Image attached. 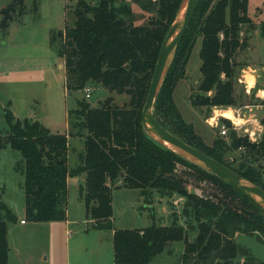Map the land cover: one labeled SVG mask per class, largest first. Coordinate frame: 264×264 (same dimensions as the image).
I'll return each instance as SVG.
<instances>
[{
  "label": "trees",
  "instance_id": "trees-1",
  "mask_svg": "<svg viewBox=\"0 0 264 264\" xmlns=\"http://www.w3.org/2000/svg\"><path fill=\"white\" fill-rule=\"evenodd\" d=\"M181 1L133 0L142 11L152 13L146 24H135L136 15L122 0H76L70 9L73 24L51 37L63 58L65 90L70 93L90 84L101 85L128 100L118 105L107 96L91 106L85 98L77 99L76 106L69 109V126L84 130L80 132L84 153L74 168L67 166L68 137L73 134L54 133L38 120L16 118L8 107L4 109L7 129L0 134V149L9 146L23 157L25 220L31 222L64 221L67 178L85 174L84 183L78 186L79 197L90 227L113 229V264H148L174 241H182L176 259L179 264H264L235 242L236 235L246 234L264 243V209L154 140L142 126L141 110L157 56ZM22 3L12 0L2 8L3 30L15 6ZM246 10L247 0H199L166 70L152 113L180 140L264 190V117L256 142L229 129L223 136L215 130L216 138L205 145L194 135L192 125L181 118L172 97L174 81L197 40L200 78L196 89L211 95L196 93L192 103H234V56L246 46V33L254 27ZM257 29L264 37V19ZM73 116L78 121L74 125ZM235 149L239 150L237 158L226 160L224 150ZM114 188L138 189L148 205L154 196L166 198L171 206L178 197L182 203L179 210L171 208V225L114 228ZM15 221L16 215L0 201V264H8L7 229Z\"/></svg>",
  "mask_w": 264,
  "mask_h": 264
},
{
  "label": "rangeland",
  "instance_id": "rangeland-1",
  "mask_svg": "<svg viewBox=\"0 0 264 264\" xmlns=\"http://www.w3.org/2000/svg\"><path fill=\"white\" fill-rule=\"evenodd\" d=\"M11 1L0 0V10ZM122 1L131 6L137 17L135 24L147 23L152 13L142 11L133 0ZM75 2L76 0H23L21 5L15 6L13 19L8 27L5 30L0 27V134H4L7 129L4 118V109L7 107L16 118L38 120L52 132H69L73 136L68 137V168L77 166L84 153V136L80 135L84 130L75 127L74 124L78 121L74 116V126L66 128L68 111L76 106L77 99H84L85 96L83 90L70 93L65 90L63 58L57 54L51 37L58 36L65 25L73 24L74 15L70 9ZM246 11L254 27L246 33L249 37L246 46L237 50L234 56L232 84L235 101L232 105L192 103V97L196 93L211 95L210 91L204 93L196 89L200 78L197 40L189 50L181 75L174 81V105L181 118L192 125L196 138L205 145H211L217 136L215 130L205 123L213 109H222V112L228 107L238 109L245 117L252 114L251 119L255 120L264 116V98L258 95L259 91L264 90V37L257 29L259 22L264 19V0H247ZM248 69H254L253 74H257L255 86L250 90H246L244 82V73ZM90 88L91 94L85 100L91 106H97L107 96H111L118 105L128 100V96L117 94L114 89L92 84ZM221 121L226 124L224 119ZM224 152V158L230 160L237 158L239 150ZM23 165L24 160L19 151L9 146L0 149V201L6 203L18 217L15 222L8 223L9 264H103L107 256L110 258L112 253L111 249L108 251V244L103 242L99 247L96 232L85 227V209L78 207L79 202L83 204L77 185L79 174L76 178L71 176L69 185L70 214L75 220L72 225L65 227L59 222L56 224V233L50 234L42 222L25 220L24 175L21 171ZM187 187L191 190L190 186ZM118 189L114 188L112 195L114 194L116 205L113 225H124L119 227L171 225V210H179L182 203L181 198H175L172 207L166 198L154 196L152 204L148 205L137 189L130 188L128 197L131 202L128 206L131 208L134 205L136 210L132 214L134 218H131L125 215L127 208L125 210L121 204L122 196ZM20 219L27 221V224L14 225ZM177 222L181 221L178 219ZM86 228H89L88 232ZM191 235L193 237L194 232ZM235 242L247 248L256 260L264 263V243L254 235L238 234ZM181 250L182 241H174L156 256L154 263L174 264Z\"/></svg>",
  "mask_w": 264,
  "mask_h": 264
},
{
  "label": "water",
  "instance_id": "water-1",
  "mask_svg": "<svg viewBox=\"0 0 264 264\" xmlns=\"http://www.w3.org/2000/svg\"><path fill=\"white\" fill-rule=\"evenodd\" d=\"M199 0H182L180 8L172 22L158 53L144 105L141 110V122L144 130L154 140L162 143L175 153L195 162L209 173L228 183L240 194L250 198L264 209V190L241 178L236 172L207 156L198 149L186 144L174 134L162 127L152 113V106L159 91L166 70L174 56L179 41L192 17ZM181 7L182 13L178 16ZM60 35V32H58Z\"/></svg>",
  "mask_w": 264,
  "mask_h": 264
},
{
  "label": "crops",
  "instance_id": "crops-1",
  "mask_svg": "<svg viewBox=\"0 0 264 264\" xmlns=\"http://www.w3.org/2000/svg\"><path fill=\"white\" fill-rule=\"evenodd\" d=\"M0 15H1V10H0ZM12 19H13V15H12ZM12 19H11V21H12ZM62 67L64 69V66H62ZM256 75L257 74H255V76ZM64 76H65V73H64ZM9 104H10V102H9ZM25 118L28 119V117H25ZM67 127H69V125H68V122L66 121V128ZM54 133H56V132H54ZM61 133H63V132H61ZM67 161H68V157H67ZM69 169H71V168H69ZM77 177H78L77 185H80L81 183H83L85 181V174L84 173H80L79 176H77ZM73 178H76V176L75 177L73 176ZM70 181H71V176H68V178H67L68 200H67V207H66V219L64 221L42 222V225H44L47 228V230L49 231L50 234L56 233V229H57L56 224L59 223V222L61 223V225H64L65 227H67L69 225H72L75 222V220L73 219V217L70 214V206H71V204H70L71 203L70 202V194H69ZM128 189H130V188H119L118 190H119L120 196H122L121 204L124 205V209L125 210L127 208V210L125 211L126 212L125 215L128 216V217L134 218V215H132V214L136 213V210H135L134 205H132L131 208H129V206H128V204L131 202L129 197H128L129 194H130ZM113 197H114V194L112 195V212H113L112 213V224H115V217H116V210L115 209H116V205H115ZM78 207L79 208H81V207L84 208V205L81 202H79V206ZM84 213H85V211H84ZM17 219H18V217L16 216V220ZM21 220H23V219H20L17 223H14V225H20L21 226V225H26L27 224V221L21 222ZM88 224H89L88 223V219L86 218V213H85V227L88 226L89 228H91L92 230H94L96 232V235L98 237L96 243L100 247L101 244H104L103 242H106L108 244V251H109V249H111L110 250L111 253H112L111 257L109 258V256H107L106 260H104L103 264H113V248H112L113 229H99V228H95V227H90V225H88ZM119 226H124V225H118V226L113 225L114 228H132V227H119ZM89 228H86L87 232L89 231ZM135 228H143V227H135ZM8 230L9 229H7V241H8V245H9V237H8V232L9 231ZM67 231L69 232L68 229H67ZM97 251L99 252L100 248L97 249ZM180 252L181 251H179L178 255L180 254ZM158 255H160V254H158ZM178 255H177V257H178ZM156 256L154 258H152V260L148 264H164V263H154V261L156 259ZM177 257H176V259H177ZM176 261H174V264H179ZM8 264H9V253H8Z\"/></svg>",
  "mask_w": 264,
  "mask_h": 264
},
{
  "label": "built area",
  "instance_id": "built-area-1",
  "mask_svg": "<svg viewBox=\"0 0 264 264\" xmlns=\"http://www.w3.org/2000/svg\"><path fill=\"white\" fill-rule=\"evenodd\" d=\"M83 91H84V96L85 98H88L91 94V88L90 86H85L83 88ZM229 109H232L233 111V116L237 117L238 119H241V120H249V123H246V124H241V125H233V123L226 119L225 117L223 116H217L216 117V124L215 126H209L206 121L211 118L214 114H215V111H220L222 112L220 109H213L212 110V114L210 116H208L206 119H205V123L210 127V128H213L214 130H216L217 134L220 135V136H223L226 134L228 128H230L231 130H233L236 134H240V135H243V136H246L247 140H249V137H248V132L245 131V129H248L249 131H253L255 130V133H256V141L260 138L261 136V133H262V124L260 122V119L259 120H255V118H252L251 119V116H248V117H245L244 114H240L238 112V109H234V108H230L228 107V109H226L225 111L229 110ZM250 110V108H248ZM220 117H222L221 119H224L226 121H228V125L225 124V123H222ZM264 117V116H263ZM251 121H257L258 124L260 125V128L257 129L256 128V125L255 123H251ZM222 129L226 130L224 132H222ZM251 142V141H250ZM21 222H24V220H21ZM88 223L90 224V222L88 221ZM88 224V225H89Z\"/></svg>",
  "mask_w": 264,
  "mask_h": 264
},
{
  "label": "clouds",
  "instance_id": "clouds-1",
  "mask_svg": "<svg viewBox=\"0 0 264 264\" xmlns=\"http://www.w3.org/2000/svg\"><path fill=\"white\" fill-rule=\"evenodd\" d=\"M254 71H255L254 69H248L244 73V76H245L244 82L246 83V90H250V89H252L255 86L256 77L253 74ZM258 95L261 98H264V90L259 91L258 92ZM217 116H223V117H225L226 119L230 120L233 123V125H241V124L249 123V120H241V119H238L237 117L233 116L232 109H229V110L223 111V112L215 111V114L211 118H209L206 121V123L209 126H215V124H216V117ZM251 122L252 123H255L257 129L260 128V125L258 124L257 121H251ZM224 131H226V130L222 129V132H224ZM245 131L248 132L249 140L251 142H256V133H255V130L249 131L248 129H245Z\"/></svg>",
  "mask_w": 264,
  "mask_h": 264
},
{
  "label": "bare ground",
  "instance_id": "bare-ground-1",
  "mask_svg": "<svg viewBox=\"0 0 264 264\" xmlns=\"http://www.w3.org/2000/svg\"><path fill=\"white\" fill-rule=\"evenodd\" d=\"M182 10H183V7H181V9H180V12H179L178 16H180V15H181V13H182Z\"/></svg>",
  "mask_w": 264,
  "mask_h": 264
}]
</instances>
